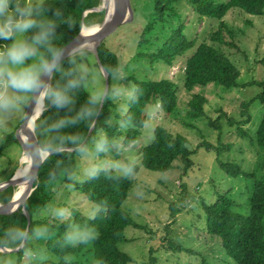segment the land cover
<instances>
[{"label":"rangeland","instance_id":"rangeland-1","mask_svg":"<svg viewBox=\"0 0 264 264\" xmlns=\"http://www.w3.org/2000/svg\"><path fill=\"white\" fill-rule=\"evenodd\" d=\"M129 3L131 18L118 24L102 39V44L116 53L118 61L117 72L109 78V121L124 128L121 127L125 123L120 115L126 107L134 79L167 77L173 80L177 112L174 116L165 114L157 102L147 103L145 120L136 138L124 142L122 135L117 136L113 148L115 153L78 155L74 179L80 181L85 178L84 171L91 164L108 167L116 161L126 162V159L137 163V170L121 204L136 222L135 226L124 227L125 239L118 243L130 256L127 264H199L202 257L211 264H233L222 250L218 237L206 230L202 203L211 201L217 193L226 192L233 200L231 208L244 213L248 210L251 178L241 172L264 176V143L259 142L256 134L257 125L264 116V99L260 97L264 89V66L259 61L264 54V7L260 14L229 8L221 17L227 26L224 32L226 43H218L210 40L208 35L219 19L198 15L186 0L173 4L175 15L167 10L162 18L155 15L152 0H129ZM102 16L103 10L100 9L94 21L83 23L98 24ZM152 20L154 23L150 28L144 29L145 24ZM179 24L186 38L192 39L194 44L204 41L226 54L239 70L236 86L223 89L209 82L189 90L184 88V59L192 47L176 55L170 64L151 57V53ZM75 59L78 70H87L86 90L91 95L102 91L103 78L93 54L84 49L77 53ZM114 89H119L120 95H115ZM192 92L203 94L205 100L203 113L190 119L186 116V109ZM24 109L25 105H22L4 117L6 123L0 127V143L7 134L14 133ZM155 124H162L169 131L186 137L187 147L191 149L187 167L183 168V164L175 160L173 167L159 171L139 163L140 148L150 140ZM101 133L103 131L99 130L97 137ZM94 139L87 143L89 147ZM20 152V144L15 139L0 146V180L9 177L13 169L19 167ZM219 160L238 167L241 172L227 173L219 165ZM53 189V196L43 213L49 220L70 219L71 209L92 214V203L72 184L56 180ZM59 209L65 210L63 217L56 214ZM74 226L69 221L68 232ZM28 257L66 260L67 264H101L92 256L80 255L70 260L72 256L69 254L58 257L42 247L34 252H25L22 259L26 261ZM11 258L10 253L0 255V264H13Z\"/></svg>","mask_w":264,"mask_h":264},{"label":"trees","instance_id":"trees-1","mask_svg":"<svg viewBox=\"0 0 264 264\" xmlns=\"http://www.w3.org/2000/svg\"><path fill=\"white\" fill-rule=\"evenodd\" d=\"M100 0H42L43 14L38 18L50 19L55 22L53 43L60 47L77 33L81 25V12L83 9L97 5ZM178 0H152L154 13L160 16L170 11L175 15L174 3ZM193 10L200 16H208L219 19L216 27L210 31L208 38L218 43H226L224 32L227 26L221 17L231 7H237L249 14H260L263 11L264 0H186ZM98 11H88L82 18L84 23L95 20ZM154 20V19H153ZM145 24L144 29H149L154 21ZM29 37L32 33L28 34ZM192 47V48H191ZM191 48V52L184 59L182 83L187 90L193 86L205 85L209 82L223 88L230 89L237 85L239 70L236 65L218 47L186 38L179 24L171 30L168 36L158 45L151 57L170 64L176 55H181ZM97 53L103 67L108 72L107 95L103 98L102 105L97 111L98 104L88 103L90 93L85 86L74 90L71 95L73 103L57 109L50 101H44L42 114L35 117L33 127L37 142L41 148L50 149L57 146H74L73 149H59L51 152L47 159L42 160L34 182V187L25 198L24 207L29 215L27 224V238L21 247L2 254H11L13 264H67L66 260L51 261L48 258L28 257L22 259L25 252H34L42 247L58 257L66 254L73 257L84 255L94 257L101 264H127L129 254L122 250L118 243L125 239L124 227L135 226L136 222L130 214L121 206L127 195L131 179L117 178L111 173L108 178L105 171H101L96 178L82 180L74 179V171L79 155L69 137L82 136L84 138L89 126L92 128L84 139L85 143L97 137L99 130L106 134L110 142L109 152H114L116 137L122 135V140L132 141L140 133V128L145 120L144 108L147 103L157 102L163 113L175 115L177 112L176 85L167 77L157 79H134L131 90V99L128 97L126 107L120 115L122 122L127 127L120 128L115 122H110L111 114V87L109 78L117 72V55L110 48L102 44L97 45ZM264 66V54L259 58ZM62 67L65 71L69 68L77 69L69 64V56L62 59ZM78 70V69H77ZM79 74V73H78ZM51 85H63L66 79L60 72L53 74ZM264 87V86H263ZM129 95V96H130ZM264 99V89L260 94ZM204 95L192 92L187 101L186 116L190 119L199 117L203 113L202 103ZM82 107L94 108L96 115L90 120L80 121L60 130H51L50 126L57 120L74 117ZM38 117V118H37ZM93 119H95L93 121ZM185 124H189L185 121ZM257 139L264 143V116L256 128ZM15 139L14 133L7 134L0 146ZM205 145L208 142H204ZM191 149L187 147L186 137L179 132H171L162 124H155L152 128L150 140L140 148L139 163L148 169L165 171L174 166V161H180L183 168L190 164L189 154ZM115 153V152H114ZM130 161L126 159V162ZM219 165L230 174L240 173L238 167H232L224 161H218ZM135 171L137 170V163ZM107 168V167H104ZM251 178L249 194L247 196L248 210L244 213L234 211L232 198L226 193H217L214 199L202 203L204 213V225L209 233L216 235L224 253L232 259L233 264H264V176H253L252 172H241ZM69 177H72L71 179ZM56 180L64 184H72L85 198L92 203L95 219H90L92 214L86 215L77 209H71L70 219L56 221L43 216L53 196V185ZM13 190L8 185L0 190V200H7ZM76 225L94 226L99 231L98 239L91 244L77 243L75 245L65 242L68 233V222ZM26 217L20 206L10 213L0 214V245L14 247L20 240L13 241L9 233L17 230L24 231ZM46 229L43 237H37L36 233ZM34 240V241H33ZM10 259V258H9ZM8 260V259H7ZM199 264H211L204 257Z\"/></svg>","mask_w":264,"mask_h":264},{"label":"clouds","instance_id":"clouds-1","mask_svg":"<svg viewBox=\"0 0 264 264\" xmlns=\"http://www.w3.org/2000/svg\"><path fill=\"white\" fill-rule=\"evenodd\" d=\"M41 5L42 0H36L35 3L33 0H0V41L5 42L0 44V127L6 123L4 117L19 110L30 99L37 105L35 112L39 114L43 112L45 100L50 101L57 109L71 105L73 103L71 93L83 87L86 80V69L69 68L67 71L63 69L61 61L65 50L53 43L55 22L38 18L43 14ZM29 33H32L30 37ZM82 44L83 42H78L69 50V64H76L77 53L83 52L86 46ZM56 72L63 75L66 79L65 84L53 86L45 81L44 77L51 80ZM113 93L120 95V90L114 89ZM106 95L104 91L96 92L90 95L88 103L96 105ZM129 98L131 99V95ZM94 115H96L94 108L82 107L74 117L55 121L49 131L53 129L58 131L80 121L90 120ZM32 126H35V120L32 121ZM121 127H127V124H122ZM69 139L76 145V152L85 157L98 156L110 150V142L103 133L94 139L91 147L84 142L82 136H72ZM28 155L30 167L35 161L32 159L33 153ZM34 155L45 160L51 155V150L43 147L40 151H35ZM102 170L108 178H112L110 174L115 173L117 178L128 180L135 175V164L132 161H116L107 168L91 164L85 169L84 176L86 179L96 178ZM100 211H102L100 208L95 210ZM95 212L90 219H95ZM56 214L63 217L65 210L59 209ZM46 231V229L38 231L37 237H43ZM8 235L13 241L27 238V233L20 230ZM98 237L99 231L94 226L76 225L67 233L65 242L72 245L77 243L88 245L94 243Z\"/></svg>","mask_w":264,"mask_h":264},{"label":"water","instance_id":"water-1","mask_svg":"<svg viewBox=\"0 0 264 264\" xmlns=\"http://www.w3.org/2000/svg\"><path fill=\"white\" fill-rule=\"evenodd\" d=\"M109 4H110V10H108ZM100 9L103 10V16L101 17L100 22L95 26L94 29L89 31H82L81 27L83 24L82 21L83 16L88 11H98ZM131 16H132V10L130 7L129 0H100V2L97 5H93L83 9L81 12V25L79 30L75 35H73L69 40H67L65 43H63L60 46V48L65 50V54L62 57V59L68 56L69 50L73 48L78 42H83L82 46L86 45L84 49L89 50L93 54L95 62L97 63L99 70L102 74V78H103L102 91L107 92L108 72L106 71V69L103 67V65L99 60L97 53V45L105 37V35L111 32L118 24L129 20ZM44 79L47 83L50 82V80L47 77H44ZM103 98L104 97H102L101 101L98 103L97 111L102 105ZM34 104L35 102L32 99H30L27 102L22 115V119L18 124L17 128L15 129V138L20 144L21 152L22 153L24 152L28 158L26 172L24 173V175L17 174L15 169L9 177L0 180V190H2L8 185L13 186L14 189L16 182L20 181L22 178L25 180L23 192L17 198V200L13 197V190H12L10 197L5 201L0 202V214L10 213L11 211L15 210L18 206H20L22 212L26 217V226L24 228L25 233L27 231L29 215L24 207V201L34 187V182L37 176V169L42 161L40 157H36L34 155L35 151H40L42 148L39 146L37 142L36 135L33 130V126L29 132H27L26 130L29 118L33 111ZM94 120L95 119H93V121ZM91 128H92V123L89 126L83 139L86 138ZM25 145H27L28 147L26 148ZM63 148L71 150L74 148V146H57L50 150L52 152ZM29 153H33L32 159L35 161V163H32L30 167H29V155H28ZM24 240L25 239L20 240L19 243L14 247H7L4 245H0V252H8L11 250L18 249L19 247L22 246Z\"/></svg>","mask_w":264,"mask_h":264},{"label":"bare ground","instance_id":"bare-ground-1","mask_svg":"<svg viewBox=\"0 0 264 264\" xmlns=\"http://www.w3.org/2000/svg\"><path fill=\"white\" fill-rule=\"evenodd\" d=\"M108 10H110V4H109V8ZM97 24L94 25H86V24H82V31H89L95 28ZM44 103V102H43ZM37 105L34 104L33 106V111L32 114L29 118L28 124H27V132H29L32 129V121L34 120V118L36 117V115H38V112H35ZM27 162H28V158L26 156V154L23 152L21 154V158H20V165L19 167L16 169V173L17 174H21L24 175V173L26 172V167H27ZM25 180L22 178L20 181L15 183L14 189H13V197L17 200V198L22 194L23 189H24V183Z\"/></svg>","mask_w":264,"mask_h":264},{"label":"crops","instance_id":"crops-1","mask_svg":"<svg viewBox=\"0 0 264 264\" xmlns=\"http://www.w3.org/2000/svg\"><path fill=\"white\" fill-rule=\"evenodd\" d=\"M22 154V152H20V155ZM20 155H19V158H20ZM16 169V168H15ZM15 169H13V170H15Z\"/></svg>","mask_w":264,"mask_h":264}]
</instances>
